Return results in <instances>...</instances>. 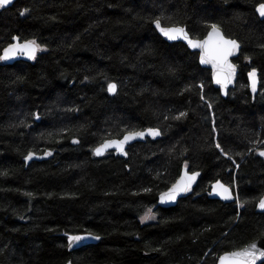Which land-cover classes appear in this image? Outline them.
<instances>
[{
  "label": "trees",
  "instance_id": "obj_1",
  "mask_svg": "<svg viewBox=\"0 0 264 264\" xmlns=\"http://www.w3.org/2000/svg\"><path fill=\"white\" fill-rule=\"evenodd\" d=\"M260 3L17 0L0 12V55L15 36L44 49L33 62L0 60V264H217L224 252L264 237V213L256 211L264 196ZM159 17L193 38L216 24L241 43L227 98L198 53L157 33ZM253 68L261 77L255 98L247 79ZM113 82L115 96L107 91ZM181 111L187 117L172 119ZM149 127H159L161 138L135 143L126 158L93 154L126 129ZM49 151L50 159L26 164L28 153ZM185 161L201 172L194 194L158 208ZM218 180L233 188L235 202L209 197ZM149 208L155 219L142 221ZM77 234L101 239L69 253Z\"/></svg>",
  "mask_w": 264,
  "mask_h": 264
},
{
  "label": "snow or ice",
  "instance_id": "obj_2",
  "mask_svg": "<svg viewBox=\"0 0 264 264\" xmlns=\"http://www.w3.org/2000/svg\"><path fill=\"white\" fill-rule=\"evenodd\" d=\"M12 2L13 0H0V8H4ZM28 11L29 9L25 8L23 12H21V15H24V13ZM256 11L261 17H264V3H260ZM162 21H171V17H159L153 21L155 27L163 36L167 37V39H183L187 41L188 45L191 48H199L202 50L200 54V63L213 65L216 70L215 82L224 87V94L227 95V86L228 84L233 82V79L235 77V65L229 63L227 58L240 48V44L236 40L226 38L216 24L210 25L211 31H209L207 37L201 41L191 38L184 26H180L174 23H170L168 26H163ZM13 40H15L16 43L9 44L7 48L3 49V54L0 55V60L12 59L18 55H24L32 60H35L37 52L44 50L43 47L39 43H37L35 39L24 40L23 43H21V38L19 36H15L13 37ZM246 59H250V57H246ZM248 78L250 80L251 90L253 93H255L257 91V85L259 83L256 68H253L248 73ZM199 88L201 89V99H204L202 92L204 88L203 83L199 85ZM116 90L117 85L115 83H109L107 85V91L115 94ZM211 106L212 105L209 103L208 107ZM187 115V112L181 111L179 115L173 116L172 119L179 120L181 118L187 117ZM36 118L39 119L38 114ZM161 135L162 132L159 127H149L145 130L126 129L124 131L122 139L104 140L99 144V146L93 149V154L96 156H102L109 148H115L123 155L127 156L128 153L124 150V148L129 141L135 140L137 138H144L145 136H151L155 138ZM73 142L79 143L78 140H74ZM215 147L220 149V151L225 156L229 155L224 151L218 141L215 143ZM259 154L261 156H264V151H261ZM33 155L34 153H28V155L25 156V160H31L33 158ZM45 155L51 156L52 152H46ZM238 155L243 156L244 154L238 153ZM184 167L185 169H187V161H185ZM236 167H239V165H236ZM199 175L200 173L195 171H193L189 175L186 171L185 175L182 176L180 180L177 181V183L173 184L167 192L161 194V201H175L177 196H179L181 193L191 191V186L195 182L196 177ZM144 191L149 192L151 191V189L145 188ZM212 191L216 192L217 195L222 196L225 200L232 198L231 189L221 184L220 181H217L216 184L212 186ZM26 195L31 196L32 194L26 193ZM258 206L261 209H264V198L260 199ZM147 219H155V215L152 213L151 208H149L145 215L141 218L142 221ZM94 238L97 240L100 239L99 236H95ZM83 239L84 237L81 236H70L69 246ZM218 259L219 264H257L258 260L264 262V247H258L257 243L253 242L244 248L226 251L222 255H220Z\"/></svg>",
  "mask_w": 264,
  "mask_h": 264
},
{
  "label": "water",
  "instance_id": "obj_3",
  "mask_svg": "<svg viewBox=\"0 0 264 264\" xmlns=\"http://www.w3.org/2000/svg\"><path fill=\"white\" fill-rule=\"evenodd\" d=\"M16 1H17V0H13V2L10 3V4H8L6 7H4V8H0V12L3 11V10H6V9L11 8V7L14 5V3H15ZM256 12H257V11H256ZM257 14H258V12H257ZM258 16L260 17V19H264V17H261L259 14H258ZM180 26H181V25H180ZM184 27L186 28V31L188 32L189 36H190L191 38H193V37L191 36L190 32L188 31L187 27H186V26H184ZM154 28L156 29L157 33H158V34H159V35H160V36H161L166 42H168V43H179V42H180V43H183L185 46H187V48H188L191 52L198 53V55H199V64H200V66H201L203 69H207V70H209V71L211 72V79H212L213 86H214L215 89L219 90V92H220V94H221V96H222L223 98H227L229 92H230L231 90H234V89H235V87H236V85H237V81H238L239 71H240L239 66L236 64L235 60L238 59V58L240 57V55H241V49H242V45H241V43H240L237 39H234V38H230V37H228V36L224 33V31L219 27L220 31L223 33V35H224L226 38L236 40V41L240 44V48H239L237 51H235L232 55H230V56L227 58L229 63L235 65V77H234V79H233V82L230 83V84H228L227 89H226L228 94L225 95V94H224V93H225V89H224V87H223L222 85H220V84H217V83L215 82V71H216V70H215V68L213 67V65H212V64H201V63H200V54H201V51H202L201 49H199V48H196V49L191 48V47L188 45L187 41H186V40H183V39L169 40V39H167V37L163 36V35L159 32V30L155 27V24H154ZM209 31H211V28H210ZM209 31H208V32H209ZM207 34H208V33H207ZM206 37H207V35H206L204 38H193V39L201 40V41H202V40H204ZM20 42L23 43V40H21ZM12 43H16V41L12 39L11 44H12ZM7 47H8V46H7ZM7 47H6V48H7ZM38 52H39V51H38ZM38 52H37V54H36V57H37V55H38ZM2 54H3V53H2ZM1 61H2V63H3L4 65H12V64H14V63H16V62H21V61H24V62H32V61H34V60H32V59H30V58H28L27 56H24V55H18V56H16V57L12 58V59L1 60ZM251 70H252V69H251ZM251 70H250V71H251ZM250 71H249V72H250ZM249 72H248V73H249ZM248 73H247V79H248V84H249V90H250V93H251L252 97L255 98V97L257 96V94L259 93V90H260V81H261L260 72H259V70L257 69V74H258V78H259V83H258V85H257V91H256L255 93H253L252 90H251V87H250V80H249V78H248ZM113 83H114V82H113ZM115 84H116V83H115ZM116 85H117V84H116ZM117 90H118V87H117ZM117 90H116L115 94H113V93H111V92H109V91H108V92H109V94H110L111 96H115L116 93H117ZM38 120H39V119H37V121H38ZM160 138H161V136H159V137H155V138H153V137H151V136H145L144 138H137V139H135V140H131V141H129V142L125 145L124 150L127 152L128 148L131 147V146H133L135 143H142V142H146V140H148V139H151V140H157V139H160ZM119 139H122V138H119ZM73 144L75 145V144H79V143H74V142H73ZM261 151H264V150H261ZM261 151L258 152V155H259L260 157L264 158V156H261V155L259 154ZM109 152H113V153L115 154V156H117V157H121V158H126V157H127V156L123 155L121 152H119V151H118L117 149H115V148H109V149L104 153V155H106V154L109 153ZM104 155H102V156H104ZM52 156H53V154H52L51 156H48V155H45V154H42V155H41V154H36V153H34L33 158H32L31 160H25V162H26L27 165H29L31 162H34V161L48 160V159H50V157H52ZM102 156H97V157H102ZM186 171H187V173H188L189 175L192 173V172L189 170L188 167H187V169H185V167H183V169H182V171H181V174H180L179 178L175 181V183H177V181H179L180 178H181L182 176L185 175V172H186ZM196 172H199V171H196ZM199 173H200V175L196 177L195 182H194V183L192 184V186H191V191L186 192V193H181L179 196H177V198H176L175 201H167V200H165V201H161V199H160L161 194L167 192V191L172 187V186H171L168 190L162 192V193L159 195V197H158L157 207H158V208H170V207H174V206L177 205V203H178V201H179L180 199H182V198H186V197H189V196H192V195L194 194L195 188L197 187L198 182H199V179H200V176H201V172H199ZM218 181H220L221 184H223V185H225V186H227V187H229V188L231 189V196H232V198H231V199H228V200H225V199H223L222 196L217 195L216 192H213V191H212V186L215 185L217 181H216L215 183L212 184V186H211V190H210V193H211V194H209V197H210L211 199H217V200H220V201H222V202H224V203H233V202H235V201L237 200V196H236V194H235L233 188H232L231 186L225 184V183L222 182L221 180H218ZM175 183H174V184H175ZM262 198H264V196H263ZM256 211L259 212V213H264V209H261L258 205H257ZM71 236H81V237H84V239L81 240V241H79V242H75V243H73L71 246H69V240H68V247H67V250H68L69 253H70V252H73V251H76V250H78V249H81V248H83V247H86V246H89V245H92V244H96V243H98V242L100 241V239H101V238H100L99 240L95 239V238H94L95 236L92 235V234H77V235H71ZM253 242H256L258 247H264V237H261V238L255 240V241H253ZM253 242H251V243H253ZM251 243H250V244H251ZM248 245H249V244H248ZM245 247H246V246H245ZM243 248H244V247H243ZM66 264H73V262H72L71 259H69V260L67 261ZM217 264H219V260H218V263H217ZM257 264H264V262L258 260V261H257Z\"/></svg>",
  "mask_w": 264,
  "mask_h": 264
},
{
  "label": "rangeland",
  "instance_id": "obj_4",
  "mask_svg": "<svg viewBox=\"0 0 264 264\" xmlns=\"http://www.w3.org/2000/svg\"><path fill=\"white\" fill-rule=\"evenodd\" d=\"M153 213V212H152ZM156 217V216H155Z\"/></svg>",
  "mask_w": 264,
  "mask_h": 264
}]
</instances>
